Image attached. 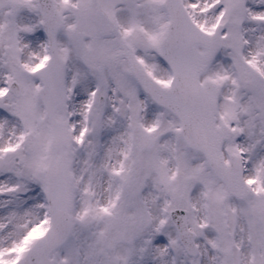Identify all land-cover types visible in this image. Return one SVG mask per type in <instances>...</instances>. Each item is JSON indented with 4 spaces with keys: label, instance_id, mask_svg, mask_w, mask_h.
Returning a JSON list of instances; mask_svg holds the SVG:
<instances>
[{
    "label": "snow or ice",
    "instance_id": "6c2138e0",
    "mask_svg": "<svg viewBox=\"0 0 264 264\" xmlns=\"http://www.w3.org/2000/svg\"><path fill=\"white\" fill-rule=\"evenodd\" d=\"M0 264H264V0H0Z\"/></svg>",
    "mask_w": 264,
    "mask_h": 264
}]
</instances>
